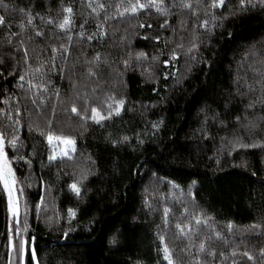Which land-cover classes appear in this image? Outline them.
<instances>
[{
    "label": "trees",
    "instance_id": "trees-1",
    "mask_svg": "<svg viewBox=\"0 0 264 264\" xmlns=\"http://www.w3.org/2000/svg\"><path fill=\"white\" fill-rule=\"evenodd\" d=\"M4 2L0 134L18 214L0 183V264H167L165 245L175 264H264V147L230 143H264V120L243 126L264 116L259 0H157L167 15L125 11L136 0ZM49 132L75 141L69 155L49 161Z\"/></svg>",
    "mask_w": 264,
    "mask_h": 264
},
{
    "label": "snow or ice",
    "instance_id": "snow-or-ice-1",
    "mask_svg": "<svg viewBox=\"0 0 264 264\" xmlns=\"http://www.w3.org/2000/svg\"><path fill=\"white\" fill-rule=\"evenodd\" d=\"M249 2H252V0H249ZM259 2H260V4L262 6H264V0H259ZM223 4H224V0H213V3L211 4V7L212 8H217V7L222 6ZM243 4H244V0H241V5L243 6ZM253 6H255V4H253ZM0 7L4 8L5 10H7L9 5L7 3H5L4 0H0ZM148 7H155L157 12H160L161 14L167 15V10L166 9H162L160 7V4L157 3V0H149V3H147V4L140 3V0H136V2L132 3L130 8H126L125 11H131L132 13H136L139 9L148 8ZM185 7H190V5H185ZM20 11L24 12L25 10L24 9H20ZM64 11L66 13H68V15H66L64 17L63 21L59 24V28L61 30L67 31L69 26L72 23V19H71L72 9L69 7V8H65ZM121 15H123V13H121ZM213 18L215 19L216 17L214 16ZM51 22L52 21H49V23H51ZM4 23H5V17L3 15H0V25H4ZM27 23H28V25H32V23H33V17H32L30 12L28 13ZM205 23H207V22H205ZM165 25H167V21H165V24L161 25V27H164ZM141 26H143V25H141ZM20 27H21V30H23L25 25L22 23L20 25ZM81 27H83V25ZM36 35L40 36V35H42V33L40 31H36ZM81 35H83V32L81 33ZM68 39L71 42L72 37L69 36ZM90 39H91V37H90ZM9 42H11L10 39H9ZM61 47H63V45ZM191 50L192 49H189V51H191ZM52 51L54 53L52 59L55 60V54L57 53V49L53 48ZM65 51H68V49L65 48ZM26 55H27V53H26ZM138 56L139 57H143L144 53L141 52V53L138 54ZM173 58L175 59V53H173ZM96 59L99 60V56H97ZM0 63H2V61H0ZM127 63L128 62L125 61L126 67H127ZM36 71H40V69H36ZM89 74L90 75L93 74L91 69H89ZM20 79L23 80L24 77L21 76ZM33 87H35V85H33ZM57 96H59V91H57ZM4 102L7 103V101H4ZM258 102L262 106H264V87H262V96L260 98H258ZM33 103H35V101H33ZM42 103H43V101H42ZM256 103H257V101H252L248 105H246V108H248V109L255 108ZM123 105H124V101L123 100H120V101L116 102L115 108H113L112 104H109L108 105L109 114H108L107 117L101 115L100 112H98L96 108H92V117L91 118H92V120L95 123L100 124L103 120L111 118L113 112L116 115H119ZM72 111H73V113H76L77 115H79V113L77 112V109H76L75 106L72 108ZM236 119H237V122L240 121V117H237ZM245 119H247V117H245ZM256 120H264V116L257 117L254 120H249L248 123L246 125H243V126L246 127V128H249V129L258 127V124L256 123ZM17 123H19V121H17ZM161 123H162V121H161ZM221 124L223 125V121H221ZM154 127H159V125H154ZM31 130L32 129L30 127V131ZM40 135H44L43 130H40ZM18 139H19V137H14L12 140L8 141V144L11 145L13 148H15L16 147V142H17ZM47 139H48V142H49L50 145L52 144L53 140L60 141L61 143H63L66 146H73L74 145V140H72L71 138H67V137H64V136H53V134H51V132H49V134L47 136ZM127 140H128V137H124L123 138V141L126 142ZM140 143H143V141H140ZM230 143L232 144V151H235L238 148L264 147V143H261L259 141L253 142L252 144H246V143H244L243 138L240 137V136H235V138L233 140H231ZM53 151L55 153V149ZM62 154L63 155H69L67 151H64ZM229 154H231V152ZM55 158H56L55 154L54 155H50L49 156V161H51V160H53ZM69 158H71V157L69 156ZM217 163H219V161H217ZM0 183L3 184V187H4L5 191L8 193L9 212L14 214V215L18 214L17 203H16V201L13 200V185L15 184V178H14V173H13L12 167L10 166L9 159H8L7 154L5 152V137L2 134H0ZM194 183L195 182H193V184ZM189 187L191 188V185ZM70 188L72 189L73 192L76 193L77 196L80 195V188L77 186V184L74 183V184L70 185ZM69 214L72 217L75 216V213L72 212L71 209L69 210ZM167 215H168V209H165V219H164V223L165 224L168 223ZM196 223H197V225H199L201 223V220H200L199 217L196 218ZM176 227H177V229H178L180 234H184V227H182L180 224H177ZM232 227H233V225L231 223H229L228 224L229 230H231ZM251 227L252 228H256L258 226L257 225H252ZM66 235H67V233H65V236ZM217 238H220V233H217ZM160 239H161V242L163 243L164 238L160 237ZM110 243L111 244H115L116 243L115 237H113L110 240ZM162 251H163V258H164V260L167 261V264H175V262L173 260V257H172V252L168 248L167 245H165L163 247ZM200 251L201 252L205 251V244L203 242L200 244ZM261 252H262V255H264V249H262ZM209 254L214 256L215 252H212V253H209ZM243 255L247 256L249 260L253 259V257L251 255H249L248 252H244ZM232 256H236L235 250H233ZM33 259H36L35 252H33ZM224 259H227V257H224ZM196 264H202V262L197 260ZM233 264H237V262L234 260Z\"/></svg>",
    "mask_w": 264,
    "mask_h": 264
},
{
    "label": "rangeland",
    "instance_id": "rangeland-1",
    "mask_svg": "<svg viewBox=\"0 0 264 264\" xmlns=\"http://www.w3.org/2000/svg\"><path fill=\"white\" fill-rule=\"evenodd\" d=\"M73 140V139H72ZM74 144H75V141H74ZM48 145H49V151L51 153V155H56V158H59L61 155H63L62 153L64 151H67V152H71L73 149H74V145L73 146H66L64 145L63 143H61L60 141H57V140H53L52 144L50 145L49 142H48ZM55 149V153H54V150ZM13 200H15V184L13 185Z\"/></svg>",
    "mask_w": 264,
    "mask_h": 264
}]
</instances>
